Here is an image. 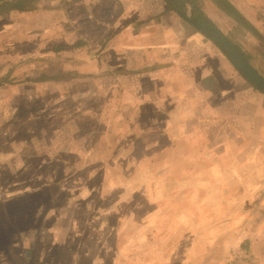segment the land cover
<instances>
[{"label": "crops", "instance_id": "crops-1", "mask_svg": "<svg viewBox=\"0 0 264 264\" xmlns=\"http://www.w3.org/2000/svg\"><path fill=\"white\" fill-rule=\"evenodd\" d=\"M227 1L264 35V0ZM182 14L163 0H35L0 13V128L37 121L17 116L34 100L47 124L34 135L46 149L27 153L45 156L35 168L10 143L0 164L109 172L92 195L59 196L48 181L18 197L34 232L9 214L8 264H246L231 254L247 250L246 205H231L264 203V93Z\"/></svg>", "mask_w": 264, "mask_h": 264}, {"label": "rangeland", "instance_id": "rangeland-1", "mask_svg": "<svg viewBox=\"0 0 264 264\" xmlns=\"http://www.w3.org/2000/svg\"><path fill=\"white\" fill-rule=\"evenodd\" d=\"M165 1L169 7L181 10L188 17H194L200 13L208 16L229 39L236 43L244 56L247 57V60L264 76V35L262 33H259L252 26L250 29L244 23H237L235 20L221 15L220 12L211 8L213 6L210 7L208 0H163V3H166ZM16 99L19 100L18 98ZM34 101L29 110L19 109L20 111H18L17 116L26 118L28 117L27 113L32 111V116L39 117L37 121L22 123L17 118H11L7 122L2 123L3 125L0 128V158L4 155L2 152L9 147L5 143L14 144L17 147L22 146L26 152V163L30 167L33 166L35 168V165L42 162L45 156L41 154L28 157L27 153L30 152L33 144H37L40 149H46L45 140L43 138L37 139L34 135H37L39 132L40 135L46 136L44 128H47V124L44 120L46 108L41 109L39 101ZM17 102L15 101L16 104H18ZM30 136H32V140L27 142ZM10 157L13 158L7 161L8 164H0V226L6 225L10 228L11 223L10 221L7 223V218L12 212L14 227L18 224V226L23 227V233L29 236L34 232L33 225H30V212L28 208L23 206V198L17 199L18 197L22 195L28 197L30 194H34L33 196L42 194L41 192L46 190L45 184L48 181L55 182V187L52 188L53 184L50 187L52 188V192L54 191L59 196H65V194L72 195L79 191L82 194L92 195L93 192L99 189L98 185L94 184V181L98 182L101 179L103 182L106 178L105 174L109 173L108 171H101L102 167H99L97 171L91 172L78 170H54L50 172L45 169L46 163L42 164L38 170H8L6 168L13 167L15 161L20 158V156L16 158L15 156ZM69 158L72 160V157ZM18 163L20 164V162H16L15 164ZM58 166L60 165L58 164ZM261 192V194L264 193V186H262ZM80 198L82 199V197ZM245 205L247 238L245 241L244 239L241 241V246H247V250L246 252L244 250H241V252L232 250V262L244 260L246 264H264V203L247 202L239 205L235 203V205H231L232 214L236 209H239V206ZM55 206L57 210L60 206L59 202L56 201ZM5 230L6 232L10 231V229ZM234 241L236 242L235 239ZM8 259L9 257L6 258L1 255L0 264H8Z\"/></svg>", "mask_w": 264, "mask_h": 264}, {"label": "water", "instance_id": "water-1", "mask_svg": "<svg viewBox=\"0 0 264 264\" xmlns=\"http://www.w3.org/2000/svg\"><path fill=\"white\" fill-rule=\"evenodd\" d=\"M2 1L4 0H0ZM182 16L210 39L254 88L264 93V76L247 60L236 43L229 39L210 18L204 15L188 17L184 13Z\"/></svg>", "mask_w": 264, "mask_h": 264}, {"label": "trees", "instance_id": "trees-1", "mask_svg": "<svg viewBox=\"0 0 264 264\" xmlns=\"http://www.w3.org/2000/svg\"><path fill=\"white\" fill-rule=\"evenodd\" d=\"M214 1L224 12L230 15L237 23L240 24L244 23L246 26L250 27L251 29V26L243 19V17L239 14V12L235 10L227 0H214ZM34 2L35 0H4L0 2V13L15 9L18 11L30 10L32 9ZM199 15H202V13H200ZM243 247L244 249L247 248V246H243Z\"/></svg>", "mask_w": 264, "mask_h": 264}]
</instances>
